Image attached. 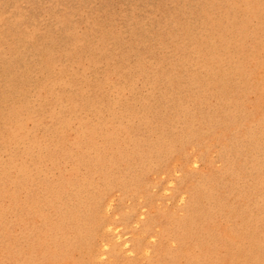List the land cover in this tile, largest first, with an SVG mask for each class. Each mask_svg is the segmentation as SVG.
Returning a JSON list of instances; mask_svg holds the SVG:
<instances>
[{
	"label": "rangeland",
	"instance_id": "1",
	"mask_svg": "<svg viewBox=\"0 0 264 264\" xmlns=\"http://www.w3.org/2000/svg\"><path fill=\"white\" fill-rule=\"evenodd\" d=\"M0 264H264V0H0Z\"/></svg>",
	"mask_w": 264,
	"mask_h": 264
},
{
	"label": "bare ground",
	"instance_id": "2",
	"mask_svg": "<svg viewBox=\"0 0 264 264\" xmlns=\"http://www.w3.org/2000/svg\"><path fill=\"white\" fill-rule=\"evenodd\" d=\"M252 246H253V247L259 246V243H257L256 241H254V242L252 243Z\"/></svg>",
	"mask_w": 264,
	"mask_h": 264
}]
</instances>
